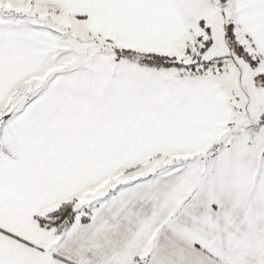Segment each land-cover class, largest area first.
<instances>
[{"label":"snow or ice","instance_id":"1","mask_svg":"<svg viewBox=\"0 0 264 264\" xmlns=\"http://www.w3.org/2000/svg\"><path fill=\"white\" fill-rule=\"evenodd\" d=\"M0 264H264V0H0Z\"/></svg>","mask_w":264,"mask_h":264}]
</instances>
